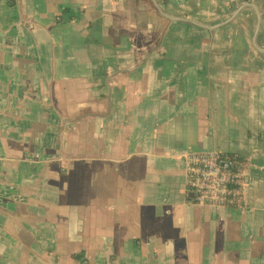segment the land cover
Listing matches in <instances>:
<instances>
[{"label":"crops","instance_id":"1","mask_svg":"<svg viewBox=\"0 0 264 264\" xmlns=\"http://www.w3.org/2000/svg\"><path fill=\"white\" fill-rule=\"evenodd\" d=\"M10 1L0 264H264V0ZM203 153L238 207L188 198Z\"/></svg>","mask_w":264,"mask_h":264},{"label":"built area","instance_id":"2","mask_svg":"<svg viewBox=\"0 0 264 264\" xmlns=\"http://www.w3.org/2000/svg\"><path fill=\"white\" fill-rule=\"evenodd\" d=\"M187 168L188 185L195 192L198 205L238 207L241 204L246 186L245 171L230 156L189 154Z\"/></svg>","mask_w":264,"mask_h":264},{"label":"bare ground","instance_id":"3","mask_svg":"<svg viewBox=\"0 0 264 264\" xmlns=\"http://www.w3.org/2000/svg\"><path fill=\"white\" fill-rule=\"evenodd\" d=\"M11 2H13L12 0H11ZM238 11H240V10H238ZM186 173H187V176H188V168H187V159H186ZM187 193H188V198L192 201V203H194V204H196V205H198L197 204V199H196V194H195V192L193 191V189L191 188V187H189V185H188V181H187ZM191 194V195H190ZM190 197H192V198H190ZM200 206H209V205H206V204H199ZM217 207V206H216ZM217 208H221V207H217Z\"/></svg>","mask_w":264,"mask_h":264},{"label":"trees","instance_id":"4","mask_svg":"<svg viewBox=\"0 0 264 264\" xmlns=\"http://www.w3.org/2000/svg\"><path fill=\"white\" fill-rule=\"evenodd\" d=\"M10 5L13 6L14 3L10 1ZM230 159H233V160L237 161L238 163H240V165H242V167H244V169L249 167V163L246 160L240 159L237 156L235 157V156L230 155Z\"/></svg>","mask_w":264,"mask_h":264},{"label":"flooded vegetation","instance_id":"5","mask_svg":"<svg viewBox=\"0 0 264 264\" xmlns=\"http://www.w3.org/2000/svg\"><path fill=\"white\" fill-rule=\"evenodd\" d=\"M203 154H211V153H203ZM218 154H223V153H218ZM224 155L230 156L231 154H224ZM231 156H234V155H231Z\"/></svg>","mask_w":264,"mask_h":264},{"label":"water","instance_id":"6","mask_svg":"<svg viewBox=\"0 0 264 264\" xmlns=\"http://www.w3.org/2000/svg\"><path fill=\"white\" fill-rule=\"evenodd\" d=\"M239 12H240V11H239ZM239 12H238V13H239ZM260 22H261V19H260ZM260 22H259V23H260ZM260 24H261V23H260ZM260 24H259V26H261ZM259 30H260V29H259ZM258 32H259V31H258ZM190 195H191V194H190ZM190 198H192V197H190Z\"/></svg>","mask_w":264,"mask_h":264},{"label":"rangeland","instance_id":"7","mask_svg":"<svg viewBox=\"0 0 264 264\" xmlns=\"http://www.w3.org/2000/svg\"><path fill=\"white\" fill-rule=\"evenodd\" d=\"M242 169H244V167H242ZM246 169H247V168H246ZM246 169H244V171H245ZM243 173H245V172H243Z\"/></svg>","mask_w":264,"mask_h":264}]
</instances>
